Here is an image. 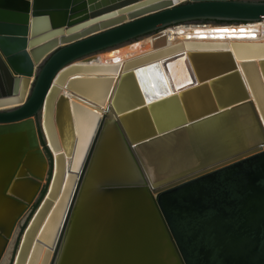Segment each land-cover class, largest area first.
<instances>
[{
  "label": "water",
  "instance_id": "95a60500",
  "mask_svg": "<svg viewBox=\"0 0 264 264\" xmlns=\"http://www.w3.org/2000/svg\"><path fill=\"white\" fill-rule=\"evenodd\" d=\"M260 20L264 0H0V263L27 218L8 264H264V43L165 40Z\"/></svg>",
  "mask_w": 264,
  "mask_h": 264
},
{
  "label": "bare ground",
  "instance_id": "6f19581e",
  "mask_svg": "<svg viewBox=\"0 0 264 264\" xmlns=\"http://www.w3.org/2000/svg\"><path fill=\"white\" fill-rule=\"evenodd\" d=\"M227 31H218L224 30ZM243 30V31H241ZM165 40L167 44H174L176 42H183L185 40H199V41H224L226 43L230 42H251V43H264V20H260L257 22L250 23H240V24H228V25H213V24H183L178 26L170 27L166 30ZM156 46L153 43V37L148 36L142 39H139L135 42H131L119 47L112 48L110 50L103 51L102 54H97L94 58L89 61V64L92 65H113V64H122L127 60L136 58L148 52L154 50ZM82 62V61H81ZM106 75V74H105ZM81 76H101L100 74L95 73H84ZM64 90H61L63 93ZM66 93V92H65ZM72 102H76L81 106H84L88 110H95L99 114L102 111V108L105 107L106 104L102 106L92 105L91 103L83 102L81 100H77L74 97H70ZM106 103V102H105ZM88 122L85 121L83 129L85 130L88 127ZM87 123V124H86ZM61 151V149H60ZM69 160H66L65 167H68ZM66 171H63V175L61 176L60 185L58 195L55 200L52 202V206L56 203L57 199L60 196L62 186L64 184ZM46 219V217H45ZM43 220V224L45 222ZM43 226V225H42ZM26 227V226H25ZM23 232V231H22ZM22 235V233H21ZM15 237V236H14ZM11 243L7 248V251L1 260L0 264H6L8 259V251L10 250ZM45 247L43 248L37 264H40Z\"/></svg>",
  "mask_w": 264,
  "mask_h": 264
},
{
  "label": "rangeland",
  "instance_id": "374dc122",
  "mask_svg": "<svg viewBox=\"0 0 264 264\" xmlns=\"http://www.w3.org/2000/svg\"><path fill=\"white\" fill-rule=\"evenodd\" d=\"M103 53V52H102ZM102 53H100V54H102ZM31 215V214H30ZM29 215V216H30ZM27 217H28V215H27ZM26 222H27V218L24 220V223L23 224H21V225H19L18 226V231H17V234H15V237H13V239L11 240V245H10V247H9V251H8V253H7V255H8V259H7V263L6 264H8V261H9V259H10V257H11V255L14 253V250H15V248H16V246H17V243H18V236H19V234H20V232L22 233V229H23V226H24V224H26ZM21 235V234H20Z\"/></svg>",
  "mask_w": 264,
  "mask_h": 264
},
{
  "label": "crops",
  "instance_id": "0c3cea01",
  "mask_svg": "<svg viewBox=\"0 0 264 264\" xmlns=\"http://www.w3.org/2000/svg\"><path fill=\"white\" fill-rule=\"evenodd\" d=\"M95 241H96V239H95ZM95 241L92 243V251L93 252H95V247H94V244H95ZM102 253V252H101ZM93 255H91V257H92Z\"/></svg>",
  "mask_w": 264,
  "mask_h": 264
},
{
  "label": "snow or ice",
  "instance_id": "6c2138e0",
  "mask_svg": "<svg viewBox=\"0 0 264 264\" xmlns=\"http://www.w3.org/2000/svg\"><path fill=\"white\" fill-rule=\"evenodd\" d=\"M218 31H227L226 29H224V30H218ZM241 31H243V30H241Z\"/></svg>",
  "mask_w": 264,
  "mask_h": 264
},
{
  "label": "flooded vegetation",
  "instance_id": "af4514ba",
  "mask_svg": "<svg viewBox=\"0 0 264 264\" xmlns=\"http://www.w3.org/2000/svg\"><path fill=\"white\" fill-rule=\"evenodd\" d=\"M25 225V224H24Z\"/></svg>",
  "mask_w": 264,
  "mask_h": 264
}]
</instances>
